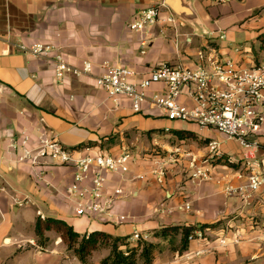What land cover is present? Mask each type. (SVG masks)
I'll return each mask as SVG.
<instances>
[{
    "label": "crops",
    "instance_id": "obj_1",
    "mask_svg": "<svg viewBox=\"0 0 264 264\" xmlns=\"http://www.w3.org/2000/svg\"><path fill=\"white\" fill-rule=\"evenodd\" d=\"M193 3L209 31L206 34H197L177 16L175 24L159 21L144 32L129 28L141 10L151 6H161L162 17L173 14L164 0H0V174L7 186L0 193V264H85L54 231L47 232L45 245L38 242V211L45 218L67 221L82 234L102 230L128 237L131 245L138 241L132 238L138 230L157 244L150 264H264V190L249 198L243 191H226L228 185L238 188L247 182L246 149L215 129L169 120L150 101L135 112L129 98L112 97L95 83L105 65L133 69L135 81L161 62L195 67L196 47L200 46L243 65L264 62L260 38L264 0ZM223 32L226 38L221 39ZM244 32L251 44L236 51L232 41ZM38 40L54 44L72 67L80 69L85 61L91 62L92 71L68 72L60 81L53 61L17 49L19 42ZM163 89L154 84L150 92ZM181 100L188 102L185 95ZM44 129L68 147L89 144L96 153L116 155L129 149L135 154L136 161L125 178L108 174L110 186L124 187L118 211L131 215L132 220L114 224L75 214L63 196L64 187L73 180L74 167H33L12 146L13 138L23 131L35 141ZM213 139L220 142L222 156L212 160V178L197 184L190 178L192 159H204ZM257 140L256 153L264 156V134ZM161 158L167 160L162 183L152 173ZM42 168L48 187L36 180L35 173ZM138 174L145 177L133 178ZM186 202L191 203L190 209L182 207ZM166 206L173 210L161 211ZM27 209L30 217L25 215ZM178 225L195 226L204 238L190 240L181 251L180 234L174 238L154 235L160 228ZM222 238L226 243L220 242ZM200 250L204 252L198 254ZM109 253L104 248L98 259L92 260V254L89 262L100 264Z\"/></svg>",
    "mask_w": 264,
    "mask_h": 264
},
{
    "label": "built area",
    "instance_id": "obj_2",
    "mask_svg": "<svg viewBox=\"0 0 264 264\" xmlns=\"http://www.w3.org/2000/svg\"><path fill=\"white\" fill-rule=\"evenodd\" d=\"M162 12L161 6L145 8L128 26L131 30L144 32L159 21L166 24L177 22L174 14L162 17ZM219 37L226 38V33L223 32ZM17 49L22 53L53 61L55 75L60 81L65 79L68 72L80 74L91 72L93 68L89 61H85L80 69L72 67L58 48L49 42H19ZM213 51L210 48L200 50L195 67L161 62L138 81L133 80L136 72L129 67L105 65L103 72L96 76L95 83L112 97L129 98L135 112H140L144 103L150 101L169 120L192 122L200 129H215L236 140L246 149L243 164L247 171V182L238 188L228 185L226 191L228 194L243 191L246 198H249L252 193L264 190V156L256 153L260 148L257 136L264 134V62L247 66L232 58H220L212 54ZM154 84L163 85V91L150 92ZM183 95L188 102L181 100ZM220 145L218 140H210L208 155L202 160L192 159L191 180L200 184L212 178V160L222 156ZM12 146L20 149L22 159L33 167L50 164L74 167L73 180L64 187L63 196L71 203L77 216L114 224L133 219L131 215L118 211L125 194L124 187L121 184L110 186L108 177L112 173L125 178L130 173L136 161L131 150L126 149L114 155L96 153L91 145L72 148L64 145L47 129L35 141L28 132L23 131L13 138ZM166 164L167 160L161 158L152 170L161 183L166 177ZM45 175L44 168L35 173L38 184L48 187L50 182ZM144 177L145 174H138L133 178ZM5 191L7 186L0 174V193ZM182 207L190 209L191 203L186 202ZM172 210V207L166 206L161 211L170 213ZM38 213L45 218L41 211ZM132 238L147 239L138 230L133 232ZM203 238L201 230H195L188 236L189 241ZM220 242L224 244L226 239L222 238ZM203 252L200 250L198 254Z\"/></svg>",
    "mask_w": 264,
    "mask_h": 264
},
{
    "label": "trees",
    "instance_id": "obj_3",
    "mask_svg": "<svg viewBox=\"0 0 264 264\" xmlns=\"http://www.w3.org/2000/svg\"><path fill=\"white\" fill-rule=\"evenodd\" d=\"M260 38L264 43V34ZM225 162L231 166H236L235 163L228 160ZM196 229L195 226L187 225L166 226L156 230L154 235L165 238L172 236L174 238L175 235L180 234V250L182 251L188 246V236ZM48 231H54L60 235L68 249L73 250L76 256L85 264L94 251L103 247L109 248L110 253L101 260L100 264H137L140 260H143L145 264H150L154 259V252L157 248V244L148 240H138L136 244L131 245L128 237L114 236L102 230L82 234L63 219L38 217L35 232L41 245L48 242Z\"/></svg>",
    "mask_w": 264,
    "mask_h": 264
},
{
    "label": "water",
    "instance_id": "obj_4",
    "mask_svg": "<svg viewBox=\"0 0 264 264\" xmlns=\"http://www.w3.org/2000/svg\"><path fill=\"white\" fill-rule=\"evenodd\" d=\"M164 5L180 20L190 25L197 34L209 32L193 0H164Z\"/></svg>",
    "mask_w": 264,
    "mask_h": 264
},
{
    "label": "rangeland",
    "instance_id": "obj_5",
    "mask_svg": "<svg viewBox=\"0 0 264 264\" xmlns=\"http://www.w3.org/2000/svg\"><path fill=\"white\" fill-rule=\"evenodd\" d=\"M263 8H264V7H262V9H263ZM262 9H261V10H257L256 12L260 13V12H262ZM245 34H246V32H244L243 35H242L241 37H239V38H237L236 40H233V41H232V43L234 44V48L236 49V51H241V50L244 51V49H245L247 46H250L251 41L248 40L247 38H245ZM253 48H254V50H255V47H253ZM200 50H204V48L201 47V46H200V47H196V53H197L196 55H197V58H198V52H199ZM27 211H28V212H26L25 215L28 216V217H30V215H31V210L29 211V209H27ZM20 217H21V215H20ZM52 233H54V232H52ZM104 248H105V247L100 248V249H98L96 252L92 253L93 255H92L91 259H92V260H96V259H98V257L104 253ZM86 264H92V263H90L89 260H88Z\"/></svg>",
    "mask_w": 264,
    "mask_h": 264
}]
</instances>
